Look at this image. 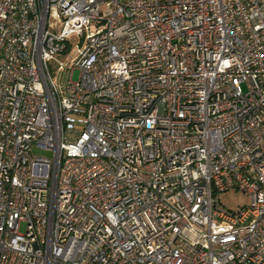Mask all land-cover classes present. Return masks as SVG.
<instances>
[{"label":"built area","instance_id":"built-area-1","mask_svg":"<svg viewBox=\"0 0 264 264\" xmlns=\"http://www.w3.org/2000/svg\"><path fill=\"white\" fill-rule=\"evenodd\" d=\"M0 264H264V0H0Z\"/></svg>","mask_w":264,"mask_h":264},{"label":"rangeland","instance_id":"rangeland-1","mask_svg":"<svg viewBox=\"0 0 264 264\" xmlns=\"http://www.w3.org/2000/svg\"><path fill=\"white\" fill-rule=\"evenodd\" d=\"M71 39L74 40V43H77L79 47H82L85 44V38L84 36H80L77 34H74L73 36H71ZM68 52H66L67 55ZM66 55H62L59 58L65 62L70 64L71 62H69V58L66 57ZM49 69H50V73L55 76L56 72V68L49 63ZM79 76V70L77 68H74L72 70V80H77ZM219 201L221 203L222 206H224L225 208H228L230 210H236L239 207L247 204L249 202V197L247 194H245L242 191H238V190H228L225 192H221L219 195ZM20 230L23 231L24 230V225H21Z\"/></svg>","mask_w":264,"mask_h":264}]
</instances>
